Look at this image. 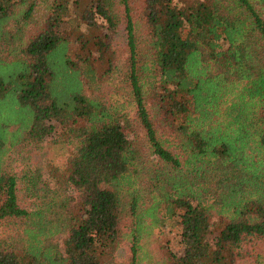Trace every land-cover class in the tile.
I'll return each instance as SVG.
<instances>
[{
    "label": "trees",
    "instance_id": "trees-1",
    "mask_svg": "<svg viewBox=\"0 0 264 264\" xmlns=\"http://www.w3.org/2000/svg\"><path fill=\"white\" fill-rule=\"evenodd\" d=\"M53 137L73 149L24 206L6 156ZM2 220L0 264H239L264 242V0H0Z\"/></svg>",
    "mask_w": 264,
    "mask_h": 264
},
{
    "label": "rangeland",
    "instance_id": "rangeland-1",
    "mask_svg": "<svg viewBox=\"0 0 264 264\" xmlns=\"http://www.w3.org/2000/svg\"><path fill=\"white\" fill-rule=\"evenodd\" d=\"M113 42L115 51L121 58L124 57V33L118 31ZM116 81L117 80H114L113 84V80H109V82L103 86V96L107 97L109 93H115L114 87H116ZM120 93L121 91H116V94L119 95ZM117 97L118 96L115 98ZM72 149L73 147L66 142L54 141L53 137L52 139L48 138L42 141L38 145L28 140L22 141L9 151L6 156L4 171L17 176L20 201L24 206L31 204L33 198L24 196L26 184L23 180H20V177L24 175L25 172H28V170H31L32 173L36 171L38 173H45L47 170H50L53 165L64 167ZM21 231V226L13 220L0 221V240L6 238L7 242H10L12 239H17ZM170 233L167 231V235ZM170 236L174 235L171 234ZM170 238H173L172 245L176 246V239L174 237ZM127 245L128 244L123 243V246L117 251L116 259L118 262L128 259L129 249ZM239 264H264V242L255 238L248 239L243 244L242 257L240 258Z\"/></svg>",
    "mask_w": 264,
    "mask_h": 264
}]
</instances>
